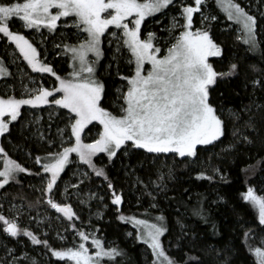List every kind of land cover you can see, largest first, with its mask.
Returning <instances> with one entry per match:
<instances>
[{"label": "snow or ice", "instance_id": "6c2138e0", "mask_svg": "<svg viewBox=\"0 0 264 264\" xmlns=\"http://www.w3.org/2000/svg\"><path fill=\"white\" fill-rule=\"evenodd\" d=\"M216 3L226 12L228 20L239 25L238 31L241 35L237 39L248 45V51L260 50L256 18L234 0H216ZM174 4L175 0H0V34H3L0 39L6 38L15 45V49L32 72L49 73L55 77L51 89L43 86L30 89L23 85L24 91L20 98L13 95L0 97V135L9 132V125L21 116L22 106L37 108L41 105H55L59 109L67 110V123L63 129H58L61 150L49 151L43 158L37 156L35 162L41 165L42 172L46 174L42 177L44 187L40 189L46 197V203L55 212L62 213L69 222L74 217L79 219V216L70 204L57 202L56 197L60 193L58 181L69 163L70 154L75 153L79 161L87 165L96 177H103L108 181V189L112 192L111 203L119 206L122 203V195L115 191L104 168L97 167L94 163L93 158L97 154H106L109 162H113L120 153L127 156L130 150H143L146 154L153 155L154 159L167 154L188 159L198 155V146H212L220 142L225 135V121L211 102V89L218 81L236 75L238 65L231 63L227 70L217 71L209 62V57H220L222 50L210 36L208 28L204 27L206 21L216 19L215 16L209 17L201 11L205 0H193L192 3L180 0L178 16L171 17L169 25L162 29L168 32L169 38L174 41L166 48L159 45L161 38L155 33H142L141 25L146 17L162 13ZM195 13L201 15V27L194 29ZM62 17L71 20V24L65 23L64 27L76 28L77 36L86 34L78 44L63 46L71 59L72 71L67 77H61L52 66L38 59L37 48L25 35L10 30V21L18 18L25 29H35L39 32L41 28H46L54 31ZM181 19L183 23L180 22ZM110 26L119 30L111 35L118 40L122 39V46L129 54L127 63L132 66L131 74L126 76L121 75L117 68V76L126 81V84L116 89L117 96L113 105L118 111L115 112L103 106L106 85L96 78L95 67L104 55L101 47L102 37ZM176 29H179L178 34ZM109 43L111 44V41ZM120 51L121 46L118 44L116 52ZM89 54L95 59L90 60ZM113 59H117L115 53ZM249 68L253 73H261L245 84V87L251 85L254 97L258 89L264 91V70L255 64L249 65ZM8 75V69L0 61V77ZM253 105L257 109L264 107L253 99L241 111L247 113ZM227 115L234 122L232 136L235 142H230L225 146V150L234 148L235 144L240 142L252 144V139L244 131H256L252 117L249 116L241 128L235 125V122L242 119L241 112L228 109ZM94 121L98 122L101 129L97 138L86 143L82 133ZM49 143L51 146V142ZM0 154H4L3 148H0ZM28 171L5 154L4 166L0 169V188L15 180L17 172ZM83 175L87 177L88 173ZM167 175L171 177V168ZM196 178L213 179L203 171L199 172ZM163 179L164 173L158 170L157 180L151 181V184L160 191H165ZM138 182L142 183L139 180ZM80 183L82 184L83 180ZM71 187L77 188L78 185L72 184ZM147 195L153 201L149 207L157 208L153 193L148 192ZM242 199L257 213L258 226L264 227V196L257 195L253 188L249 187L242 193ZM81 203L84 201L81 200ZM203 211V208H194L193 215L203 219ZM118 218L127 219L136 227V239L151 250L152 264H199V258L189 253H185L183 261L168 254L161 241V237L168 231L163 224V215H157L156 222L152 223L148 219L135 216L120 215ZM0 222L5 234L15 238L22 233L32 244H43L52 257L66 261L67 264H117V258L123 255L117 246H105L96 238L95 233L91 239L95 251L90 252L83 243L89 236L82 229H76L81 240L78 245L55 249L46 239H38L28 229L19 228L15 219L0 215ZM70 226L75 227L71 224ZM180 226L183 229L184 225ZM253 235L252 228L244 232L245 246L254 255L255 264H264V246L254 247L248 242ZM261 245H264V237H261ZM11 251L9 249V252ZM25 258L13 257L17 261Z\"/></svg>", "mask_w": 264, "mask_h": 264}, {"label": "trees", "instance_id": "16d2710c", "mask_svg": "<svg viewBox=\"0 0 264 264\" xmlns=\"http://www.w3.org/2000/svg\"><path fill=\"white\" fill-rule=\"evenodd\" d=\"M210 5L214 7L213 1ZM256 16L257 40L260 42V50L257 52L248 51V46L244 45L240 39H235L232 32H224L215 24L210 26L211 36L214 40H218L222 47V55L216 60V70L221 71L222 64L229 61L226 65L231 63L238 65L236 75L218 81L211 89V102L220 111L225 121L226 132L220 142L212 146H198V155L188 159L171 154L161 155L159 159H154L153 155L146 154L143 150H133L126 158L120 153L113 159V162H109L103 154H97L93 158L96 166L104 168L115 190H119L123 196L122 209L116 211L114 215L108 213L111 222L92 221L89 223L91 236L95 233L96 238L100 239L104 245L113 241L112 246H117L122 251L123 255L117 258V264H152L153 257L147 245L137 241L136 238L130 240L126 236L129 229H134L132 224L127 219L118 218L120 215L130 217L133 214L165 217V227L168 231L162 236L161 241L163 247L168 250V254L177 260L183 261L185 253H189L199 258V264H225V262L227 264H255L254 255L245 246L244 232L252 228L254 235L249 238L248 242L254 247L264 246L261 245L264 227L258 226L257 213L249 203L242 199V193L251 187L257 195L264 196V107L257 109L253 105L251 111L247 113L241 110L253 99L256 103L264 105V91L258 89L253 97L251 85L245 87L248 80L261 75V73H253L249 65L255 64L264 70V17ZM157 19L156 15L154 20ZM149 23L144 22L142 33ZM155 31L158 34L157 29ZM71 32L73 30L70 27L64 30L57 28L53 34H50V37H47L46 43L48 44L51 38L62 43ZM57 45L59 44L54 47L48 45V55L45 59L49 61V65L58 69L60 66L65 67L67 56L58 53L54 55L52 51L59 48ZM112 47L113 45L104 46V58L100 64V71L102 69L103 73L100 74L101 79L106 85L103 106L111 110L117 96L116 89L120 88L123 82L117 76V68L121 75L130 74V65L126 62L125 50L121 49L117 53ZM3 50H5L4 57L6 58L4 59L9 67L10 75L0 79V96L8 90V85L17 86L13 94L17 96L20 89L16 77L21 64L20 66L13 64L15 58L9 55L8 47H5L1 40L0 53ZM40 51L42 52L43 49L40 48ZM114 53L117 56L115 60L113 59ZM225 58L231 60L225 62ZM222 59L223 62L220 63ZM51 78L52 75L46 73L43 81L46 84L51 82L53 85L54 79L51 80ZM2 83H6V90L1 86ZM228 109L241 112L242 119L235 122L236 127L242 128L244 121L248 120L249 116L252 117L256 131L244 130L245 134L252 139V144L240 142L235 144L234 148L225 150V146L230 142H235L232 136L234 122L227 115ZM65 111L62 110V112ZM39 116V125L35 127L30 113L22 106L21 116L9 126V132L0 137V148L4 149V154H0V169L4 164L6 154L8 158L29 170L24 173L17 172L15 180L9 181L7 185L0 188V194H5L30 207L47 204L46 197L40 190L44 186H41L39 181L44 173L41 165L35 162V158L45 157L47 152L55 147L53 142L58 137L54 131L63 126L61 111L55 115L43 110ZM122 164H127V170L134 169V173L139 175V180L146 183L147 187L134 180L133 173H125L126 170L120 167ZM169 168L172 169L171 177L167 175ZM213 169L219 171L214 172ZM158 170L164 173L165 191H160L151 184V181L157 180ZM89 171L90 174L83 184L91 186L96 191L102 192L105 189L107 194L110 193L107 186L108 181H105L103 177H96L91 169ZM201 171L212 176L213 179H197L196 176ZM38 172L40 175H36ZM148 192H152L156 197L154 201L158 205L156 209L147 208L153 202L152 198L147 195ZM194 208H203V219L198 215H193ZM180 225H184L183 229ZM5 238L11 241L7 242L9 246L16 245V239L4 236L3 224L0 222V264H9L10 261L12 264H46L40 256L34 257L27 254L23 256L26 257L25 259L18 261L13 257L22 256L7 257L2 247V240ZM39 239L45 240L46 238L39 237ZM69 242L70 240L65 238V243ZM41 245H36V250L41 249Z\"/></svg>", "mask_w": 264, "mask_h": 264}, {"label": "rangeland", "instance_id": "374dc122", "mask_svg": "<svg viewBox=\"0 0 264 264\" xmlns=\"http://www.w3.org/2000/svg\"><path fill=\"white\" fill-rule=\"evenodd\" d=\"M211 1H213L214 7H211V5H210ZM21 2H22V0H21ZM185 2L186 3H192L193 0H185ZM234 2L239 3L241 5V7H243L248 14L254 16L255 18L257 17L256 15H261L264 17V0H234ZM179 3H180V0H175V4L170 5L167 9L163 10L162 13H156L151 17L145 18V21H148L150 23L147 24V26L145 27V31L143 33L146 34L148 32H153L156 34L155 30L157 29L158 34H156V36L161 38V39H159V45L164 46L165 48L171 42H174V41H172L169 38V33L166 31H162V29H165L169 25L171 17L178 16L179 11H180ZM201 11L209 17H211V16L216 17L215 20L210 19L209 21H206L204 24V27L208 28L209 33H210V26H213V24H215V25H217L218 29H220L224 32H232L234 34L235 39H237V37L239 35H241V33L238 31L239 25H237L233 21H230L227 19L226 12H224L222 7H220L216 3V0H205V4L202 7ZM156 15H157L158 19L154 20ZM195 17H196V20H195ZM200 21H201L200 13H195L194 14V29L201 27ZM144 22H142L141 29H142ZM180 22L183 23V20L181 19ZM65 23L70 25L71 20L69 18H63L62 17L57 22V25H58L57 28H59L60 30H64V28H68V27H64ZM70 28L73 30V32H71V34H69L70 36H67L66 39H64L62 41V43L56 42L53 38H51L50 42H48V44H47L46 43L47 37L48 36L50 37V34H53L55 30L49 31L46 28H41L40 31L37 32L35 29L23 28L22 22L19 21L18 18H13L10 21V30L19 31L21 34L25 35V37L27 39H29L30 43H32L33 46L37 48L38 59H40L43 62H46V63L49 62L45 59V57L48 55L47 54L48 48H49L48 45H50V46L53 45L52 47H54L56 44L60 45V47L57 50L55 49L54 51H52V49H53L52 47L50 50L52 52H54V55L58 53V54H63L65 56H67V63L65 64V67L63 66V68H62L60 66L58 69L55 68L51 64H50V66H52L54 68V70L56 71V73L58 75H60L61 77H67V74L72 71V68L70 66L71 65L70 56H69V54L65 53L63 46L65 44L76 45V44H78V42L80 40L84 39L85 35H86V34H80L79 36H77L76 35L77 29L74 27H70ZM60 32H62V31H60ZM112 32H119V30L115 29L113 26H110L109 30L106 31V34L102 37L101 47L103 49V52H104V46L105 45L107 47H110L111 45H113V47H114V48L112 47L114 49L113 51H116L117 46L119 44V45H121V49L125 50L126 62H127V57L129 55L127 52V49L122 46L123 45L122 39L118 40L117 38H114L111 35ZM178 32H179V29H176L177 34H178ZM2 36H3V34H0V37H2ZM210 36H211V33H210ZM1 40H3L5 47H8L9 55L11 57L15 58L13 60V64L14 65L19 64V66L21 64V67H19L17 77H16L18 80L17 84H18V87L20 89L17 96H15L16 98H20L21 93L24 91L23 85H27L28 88H30V89L38 88L39 86H43V87L48 88V89H51L53 87L51 82L46 84L43 81V76L46 73L32 72V70L27 66V63L25 61H23V58L20 56L19 51L17 49H15L14 44H11V42L7 41L6 38L0 39V41ZM109 41H111V44L109 43ZM240 41L243 43L242 40H240ZM214 42H216L221 47V45L218 43V40H214ZM40 48L43 49L42 52L40 51ZM221 50H222V47H221ZM4 52H5V50H3L0 53V61L3 62V65L8 69V71L10 73L9 67L5 64L4 58H6V57H4ZM103 58H104V55L99 60V62L95 65V67H96V78L101 80V81H102V79H101L100 74H103V73H102V69L100 71V67H101L100 64H101ZM229 58H233V56H229ZM89 59L93 60V59H95V57H93L91 54H89ZM216 60H217V57H209V62L213 64L215 69H216V67H215L216 66ZM229 60H231V59H229ZM229 60H227L225 58V62L229 61ZM222 62H223V59L220 61V63H222ZM229 62H227L226 64H229ZM226 64H224V63L222 64L223 68L218 66L220 69L222 68L221 71L227 70L229 65H226ZM217 65H219V64H217ZM25 67H27V69H25ZM131 67L132 66L130 65V69H129L130 74H131ZM8 76L0 77V79L7 78ZM52 78L54 79V83H55V77L52 76ZM52 78H51V80H52ZM49 81H50V79H49ZM124 84H126V81L122 82V85H124ZM5 85H6V83L1 84L3 89L6 90ZM7 88H8V90H6V92H4V94H3V96H0V97L6 98L8 95H13L15 93V91L17 90V86L15 87L13 85H8ZM24 107H25V110L30 113L31 121H32L33 125L35 124V127L37 125H39V120H38L40 118L39 115L43 110H46L48 112H52L55 115L61 111V114L63 115V126L60 129H63L65 127V124L67 123V119H66L67 111H65L66 109H62L65 111V112H62V110L59 109L55 105H52V106L41 105V106H38L37 108H31L29 106H24ZM112 107H113L112 110L111 109H109V110L114 111L113 109H116L118 111V109L115 108L114 105H112ZM48 114L49 113H47V115ZM100 129H101V126L98 124V122L94 121V122H92V124L88 125L86 127V129L84 130V132L82 133V138L84 139V142L88 143V142H91L93 139L97 138V135H98V132L100 131ZM54 133L57 135L58 139L55 142H53L55 147H53V148L51 147L52 149L50 151H59V150H61V147H62L61 136L58 133V129L55 130ZM0 137H1V135H0ZM64 139L65 140L67 139V135L64 136ZM73 142H74V140H73ZM63 146H67V145H63ZM132 151L133 150H130L129 154L127 156H125L123 153H122V155L125 156V158L129 157L130 153ZM99 154L101 155L103 153H99ZM103 155L106 156V154H103ZM171 155H173V154H171ZM106 159H108L107 156H106ZM2 165L4 166V164H2ZM3 166L1 167V169L3 168ZM120 167L124 168V171L126 170L125 173H127V174H128V172L130 174L133 173L132 175H133L134 180H136V181L139 180V175L134 173V169H128V170L126 169L127 164L126 165L122 164ZM64 172H65V174H63ZM85 172H87L88 176H89L90 171H89L88 166L82 164L79 161L78 157H76L75 153H72V154H70V157H69V163L65 166V170L61 173L63 175H61V179L58 181L59 186H60V193L56 197L57 202L70 204L73 208V211L76 213L77 216H79V219H76L74 217L73 220L71 222H69L63 216L62 213L55 212V210L52 209L48 204H46L44 206H40V207H30L21 201H17V200L9 198L5 194H0V215H4L8 219H15L19 228L28 229L29 231L33 232V234L36 235L38 239H39V237L46 238L48 243H50L49 245L55 249H61L64 247H70V246L78 245L81 242V240H80V237L77 235L76 229H82L89 236L88 240L83 241V243L85 244V247L89 248L90 252L95 251V249L91 245L92 236L90 234L91 232L89 229V223L92 221L100 222V223L106 222V221L111 222V218L108 215V213H112L114 215V213L116 211H118V209L119 210L122 209V203L119 206L113 205L111 203V201H112V192L111 191H110V193L107 194L106 193L107 190L104 189V190H102V192H103L102 193L100 191L94 190V188H91V186H88L87 184H83V183L81 184L80 181L83 180V182H84V180L88 177V176L85 177L83 175ZM45 175L46 174H44V176ZM44 176H42V177H44ZM42 177L40 178L39 181H40V185L44 186V181L42 180ZM139 181H142V180H139ZM139 183H141V182H139ZM147 183H149V182H147ZM72 184H77L78 187L72 188L71 187ZM141 184H143L144 187H147V184L144 183L143 181ZM65 189L67 191H65ZM116 192L121 194V192L119 190H117ZM92 194H94V195H92ZM81 200H83L84 203H81ZM122 202H123V196H122ZM136 205H139V204L136 203ZM147 208H150V207L148 206ZM143 209H141V210H143ZM106 215L108 216L107 218H106ZM132 216H135L139 219H148L149 222L152 223V222H156L155 217L157 215L139 216V215L133 214L130 217H132ZM70 224L75 225V227L70 226ZM131 224L135 230L129 229L126 232V236L130 240H133L136 238L137 229L133 225V223H131ZM163 224L165 226V220L163 221ZM3 234L7 238L8 237L13 238V237L5 234L4 232H3ZM129 234H131V235H129ZM65 238L69 239L70 242L66 244ZM14 239L17 240L16 245H14V246H9L7 242H11V241H8L6 238L2 240V243H3L2 247L4 248V252L6 253L7 257L13 256V255L24 256V255L28 254V255H32L34 257H37V256L43 257L46 264H67L66 261H61L58 258L52 257L51 253L44 247L43 244L42 245L40 244L41 249L38 248L36 250V245L32 244L31 240L28 237L23 236L22 233L19 234ZM41 240H43V239H41ZM140 242H142V241H140ZM110 245L111 246L113 245V241L108 242V244L105 246H110ZM9 249H11L12 251L9 252Z\"/></svg>", "mask_w": 264, "mask_h": 264}]
</instances>
